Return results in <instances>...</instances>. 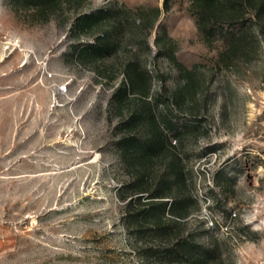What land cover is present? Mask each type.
Instances as JSON below:
<instances>
[{
	"label": "rangeland",
	"instance_id": "obj_1",
	"mask_svg": "<svg viewBox=\"0 0 264 264\" xmlns=\"http://www.w3.org/2000/svg\"><path fill=\"white\" fill-rule=\"evenodd\" d=\"M103 8L118 11L123 33L102 68L136 60L160 94L178 83L174 59L203 79L197 112L179 118L201 128L183 145L198 208L171 241L137 229L118 194L130 176L111 97L124 74L109 83L70 55L91 43L71 34L77 17ZM157 8L149 35L144 20ZM224 42L202 40L190 0H87L47 22L0 0V264H192L209 254L264 264V47L226 67L217 61ZM167 246L179 253L163 256Z\"/></svg>",
	"mask_w": 264,
	"mask_h": 264
},
{
	"label": "trees",
	"instance_id": "obj_2",
	"mask_svg": "<svg viewBox=\"0 0 264 264\" xmlns=\"http://www.w3.org/2000/svg\"><path fill=\"white\" fill-rule=\"evenodd\" d=\"M11 1L17 6L32 8L37 17L47 22L51 16L64 17L67 12L79 14L87 0ZM190 10L204 42L209 44L218 37L224 38L219 64L228 67L236 61L250 63L258 59L264 47V0H190ZM159 15L160 10L153 9L151 16L144 20L149 35ZM121 33L123 23L118 11L103 8L78 16L71 34L78 39H91V43L75 45L70 55L109 83L118 73L124 74L125 80L111 97L121 116L116 145L124 170L130 176L118 194L122 201L128 200L126 217L135 222L137 229L149 226L151 236L157 241H171L181 220L190 214V206L198 208L191 195L192 171L185 160L183 145L187 135H197L201 128L193 122L180 124L179 118L181 113L197 112L196 98L203 79L194 69L185 68L174 59L178 83L160 94L152 92V76L140 69L136 60L121 62L120 71L112 65L102 68L100 63L117 54ZM134 99L141 105L129 108L128 103ZM182 249L189 252L188 248ZM178 253L167 246L162 255L175 257ZM211 263L222 264L212 254L199 256L192 262Z\"/></svg>",
	"mask_w": 264,
	"mask_h": 264
},
{
	"label": "built area",
	"instance_id": "obj_3",
	"mask_svg": "<svg viewBox=\"0 0 264 264\" xmlns=\"http://www.w3.org/2000/svg\"><path fill=\"white\" fill-rule=\"evenodd\" d=\"M49 76L51 77V74H49ZM67 92H68V86H67V84L59 85V86L57 87V93H58L59 95H64V94H66Z\"/></svg>",
	"mask_w": 264,
	"mask_h": 264
}]
</instances>
